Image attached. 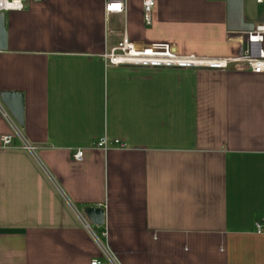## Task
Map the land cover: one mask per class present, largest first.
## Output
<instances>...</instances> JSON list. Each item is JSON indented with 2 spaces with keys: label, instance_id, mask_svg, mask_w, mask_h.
<instances>
[{
  "label": "crops",
  "instance_id": "0c3cea01",
  "mask_svg": "<svg viewBox=\"0 0 264 264\" xmlns=\"http://www.w3.org/2000/svg\"><path fill=\"white\" fill-rule=\"evenodd\" d=\"M106 1L5 14L0 94L23 95L24 124L0 101V264H264V74L102 57L125 36L180 56L240 57L234 3L155 0L147 23L143 0H123L121 15ZM242 17L255 28L264 4L242 0ZM104 137L109 149L96 150ZM96 207L104 226L84 215Z\"/></svg>",
  "mask_w": 264,
  "mask_h": 264
},
{
  "label": "built area",
  "instance_id": "2783aa9c",
  "mask_svg": "<svg viewBox=\"0 0 264 264\" xmlns=\"http://www.w3.org/2000/svg\"><path fill=\"white\" fill-rule=\"evenodd\" d=\"M43 0H0V15L11 12H22L29 3H40ZM257 3L264 4V0H257ZM117 5L118 7H113ZM155 7V0H143V11L147 23L151 22ZM125 2L123 0H107V14H124ZM246 49L240 57L228 59H209L196 56H180L173 49L166 45H137L131 42L126 36L116 47L105 52L102 57L107 67L121 66H147L159 68H190V69H210L225 70L231 65L242 67L244 70L255 75L264 74V22L257 25L253 31L245 33ZM3 116L10 120L7 110H2ZM13 136L2 138V146L10 147ZM110 141L107 138H101L94 143L96 150L107 151L110 147ZM113 145L121 150H126L127 145L119 140H114ZM29 149H32L29 147ZM75 162L83 161V151L78 150L73 156ZM258 234L264 233L263 224L256 225ZM87 230L97 240L96 234L89 224H86ZM103 237L106 234L102 235ZM92 264H102L95 260Z\"/></svg>",
  "mask_w": 264,
  "mask_h": 264
},
{
  "label": "water",
  "instance_id": "95a60500",
  "mask_svg": "<svg viewBox=\"0 0 264 264\" xmlns=\"http://www.w3.org/2000/svg\"><path fill=\"white\" fill-rule=\"evenodd\" d=\"M232 1L235 6L231 7L229 29L232 31L247 33L254 30L252 24H245L242 17V0ZM8 48V31L6 29L5 14L0 15V52ZM0 101L7 109L9 114L20 126L24 124V97L18 92H4L0 94ZM84 215L94 226L105 225V211L100 207L87 208Z\"/></svg>",
  "mask_w": 264,
  "mask_h": 264
},
{
  "label": "snow or ice",
  "instance_id": "6c2138e0",
  "mask_svg": "<svg viewBox=\"0 0 264 264\" xmlns=\"http://www.w3.org/2000/svg\"><path fill=\"white\" fill-rule=\"evenodd\" d=\"M113 7H118L117 5H113Z\"/></svg>",
  "mask_w": 264,
  "mask_h": 264
}]
</instances>
